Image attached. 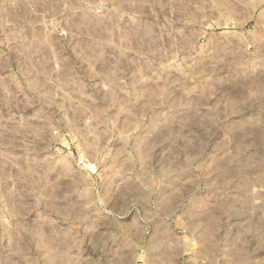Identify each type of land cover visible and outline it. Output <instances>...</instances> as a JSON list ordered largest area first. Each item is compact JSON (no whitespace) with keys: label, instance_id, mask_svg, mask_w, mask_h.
<instances>
[{"label":"rangeland","instance_id":"obj_1","mask_svg":"<svg viewBox=\"0 0 264 264\" xmlns=\"http://www.w3.org/2000/svg\"><path fill=\"white\" fill-rule=\"evenodd\" d=\"M0 264H264V0H0Z\"/></svg>","mask_w":264,"mask_h":264}]
</instances>
